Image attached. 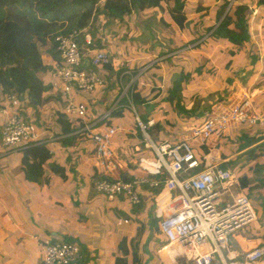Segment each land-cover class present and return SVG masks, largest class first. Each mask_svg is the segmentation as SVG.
Masks as SVG:
<instances>
[{
    "label": "trees",
    "instance_id": "trees-1",
    "mask_svg": "<svg viewBox=\"0 0 264 264\" xmlns=\"http://www.w3.org/2000/svg\"><path fill=\"white\" fill-rule=\"evenodd\" d=\"M190 3L195 2L194 0H0V11L4 12L3 19H0L1 94L15 95L20 98L27 96L30 101L29 105L37 109L41 106L44 92L46 93L45 79L51 70V66L44 64L40 49L44 48L54 60H59L60 54L54 42L56 35L76 31L77 41L81 47L105 50V45L99 37H96V32L93 31L95 29H91L89 23L96 25L100 22L103 25L112 20L124 21L130 18L134 11L152 12L153 14L161 12L169 16V20L161 19L166 26L173 30L177 27L184 31L190 24L196 36L190 41L181 39L177 46H167L165 51H161L156 58L154 57L155 62L132 83L127 95L124 96H122L123 87L131 81V75L127 72H131L135 77L150 61L130 65L122 62L117 68L118 65L113 63L112 54L108 52L110 62L105 65V70L109 73L107 86L111 91H116L113 100L115 103L118 102L111 116L122 117L128 127L138 128L139 132L136 129L135 131L143 148L145 144L141 140L142 132L136 123V115L130 108V102L144 124L150 120L154 121L148 134L156 143L173 136L175 131L183 134L185 127L202 123L219 103L228 104V97L238 89L244 88L248 77L243 70V65L257 64L258 57L253 50L244 53L240 46L253 37L250 22L251 7L254 4L264 6V0H217L211 9L207 6H196V20L188 23L185 11L190 7ZM78 5H85L88 8L80 13L68 14ZM21 8L32 9L38 17L31 19L19 13ZM46 16H49V20L45 18ZM62 18H66V23L60 22ZM148 22V20L145 22L144 30L147 33L150 31L148 26L152 24ZM87 35H90L92 39L89 46L85 39ZM222 45H225L227 50L220 56L219 49ZM202 46L211 53L210 60L216 66V72L211 80L207 78L209 71L205 73L193 59L194 53H200ZM167 55L170 57L166 60H157ZM180 58L183 60L187 58L188 67L184 66L185 69L178 70L179 74L171 77L168 84L162 88L158 72L166 63H171L178 69ZM243 58H245L244 62ZM249 59L252 61L248 62ZM221 87L224 89L220 90ZM102 92L104 93L105 90ZM103 99V97L100 98V103H103ZM56 101L59 107L56 111L58 115L57 136L61 137L59 143L63 147L71 148L76 142V135L73 134L75 128L71 127L68 116L61 111L63 101L60 96ZM253 101L258 108L261 105L264 106V93L256 94ZM158 110L162 111V115L156 113ZM128 116L132 117L134 123L132 119L128 121ZM80 123L83 125L82 121ZM236 142L238 146L234 152H245L248 165L255 173L260 174L262 167L256 161L264 159V137L249 136L242 131L241 136L236 138ZM122 143L127 144L128 142L123 140ZM113 144L117 149L121 145L117 137L114 138ZM130 146L132 144L128 147ZM194 149L198 158L209 152L205 146L195 145ZM81 150L91 153L92 147L82 146ZM24 152L27 177L32 182H38L40 180L38 171L49 161L50 151L46 144H42L26 149ZM28 152L31 153L33 159L31 164H28L30 159ZM229 164L231 163L228 162ZM103 179H105L103 175L97 174L96 183ZM122 180L132 182L134 178L124 175ZM239 184L243 190H247L244 192L245 195L252 199H258L255 193L264 192V180L251 183L247 177H244ZM162 188L161 185L157 187L155 193H160ZM94 190L96 191V184ZM142 203L136 206L137 210L140 211L143 208ZM137 223L139 224L138 231L131 240V251L125 237L118 240L116 264H129L128 257H131L130 264H142L138 246L146 233V224L143 220ZM152 223L151 228L157 229L155 219ZM64 241L75 243L72 240Z\"/></svg>",
    "mask_w": 264,
    "mask_h": 264
},
{
    "label": "built area",
    "instance_id": "built-area-1",
    "mask_svg": "<svg viewBox=\"0 0 264 264\" xmlns=\"http://www.w3.org/2000/svg\"><path fill=\"white\" fill-rule=\"evenodd\" d=\"M77 37L76 31L54 37L60 59L52 62L49 88L62 99V113L68 116L75 128L73 134L76 135V142L80 146L92 147L95 164L105 177L96 184L97 193L108 201L125 196L132 206H138L141 197L137 186L148 184L157 188L161 185L163 190L170 193L164 209L162 207L161 210L159 205L156 210L158 233L164 248L171 250L177 246L191 253L192 264H215L216 260L218 264H258L263 260L264 247L243 253L241 262L228 261L224 257V247L229 253L237 254L231 246V236L258 221L259 215L246 195H234L231 190L234 185L232 171L221 167L219 162L210 158V154L198 158L194 148L195 145L208 148L212 138L234 133L243 127L248 130L264 129V112L256 110L250 97L245 95L243 99H233L225 108L215 110L202 123L189 126L186 136L177 141L156 143L148 134L154 121L144 124L130 102L144 137L145 148L152 149L156 155L154 169L147 170L153 175L164 172L165 177L152 181L140 178L124 182L116 175L117 154L113 146V139L121 129L120 117L111 116L118 102L103 115L89 119L90 106L84 98L107 83L109 73L105 65L110 62L109 55L104 50L81 47ZM91 41L90 37L86 38L87 46ZM86 61L89 62L88 66ZM87 68H93V71L87 72ZM127 74L131 75V81L123 87L122 96L127 95L137 79L131 72ZM25 103L29 104L30 101L1 94L0 90V113L6 119L1 130L2 144L14 151L55 144L61 137L46 136V130L24 114ZM80 121L83 125H80ZM224 162H228L227 159ZM124 222L127 223V220ZM80 259L81 250L76 243L59 240L44 244L43 264H78Z\"/></svg>",
    "mask_w": 264,
    "mask_h": 264
},
{
    "label": "crops",
    "instance_id": "crops-1",
    "mask_svg": "<svg viewBox=\"0 0 264 264\" xmlns=\"http://www.w3.org/2000/svg\"><path fill=\"white\" fill-rule=\"evenodd\" d=\"M80 7L78 6L77 9H81ZM262 8H264V6H257L256 4L251 7L253 15H251V24H254H252L254 35H258L259 32H261L260 23L263 22L264 18L260 17V19L255 22H252V20L261 12L260 9L263 10ZM20 10L23 15L35 19L30 15L32 13L29 9L21 8ZM192 10H194L195 15H197L193 7ZM186 16L188 17V23H192L196 20H191L188 14H186ZM261 16H263V14ZM37 17L38 15H36V18ZM137 25L141 30L143 28V31L145 30L146 23L144 26H140L141 24L137 22ZM188 26L191 25L189 24ZM148 27L150 30L148 32L152 35L153 32H151V29H153V27L151 25ZM253 37L251 40H255ZM153 38L154 37H151V39ZM257 39H259V37H257ZM158 44L159 42L149 46V48H147L149 49L148 51L134 56L138 57V60H140L141 56L150 59L149 57L152 54V50ZM160 46L159 44L158 48H161ZM159 50L163 51V49ZM104 51L106 52V50ZM40 52L42 56H45L43 58L44 64L51 66L50 68L52 69V62L54 59L49 53L45 52V50ZM209 55H211V53H209ZM209 55L205 56L207 62H211ZM182 56L183 55H181V57ZM168 57L170 56L167 55L161 60L160 58L157 60H166ZM130 60L131 59L126 60L128 65H130ZM258 61L259 62L254 65L256 66L255 69L261 68L260 59H258ZM151 65L148 66L150 67ZM187 65V58L186 60L180 58L178 69L172 66L171 63L170 65H164L161 71L158 72L159 81H162L160 86L164 88V86L168 84V80L171 77H175L176 74H179L178 70L188 67ZM141 71L138 73L137 79L142 74ZM51 78L52 74L50 70L45 79V86L47 89L46 93L44 92L43 94L41 106L35 110L34 107L25 103L23 107L26 109L24 114H28V117L41 118L43 122L41 126L46 130V136L49 137L52 135L55 137L58 131L56 126L58 115L56 111L59 107L56 101L58 96L49 88ZM107 84L108 82L97 91L99 92L101 89H103V91L105 90L103 94L106 98L102 96L104 98L103 101H107L109 95L108 91H111ZM106 86L108 87L107 89ZM223 89L224 87H221L220 90ZM97 92L88 94L91 95V102L87 101L88 97H84L86 98L85 101H87L90 106L88 114L89 119H95L103 114H99L95 109V107L99 109L98 106L94 104V95H96ZM115 92L114 90L113 94H115ZM245 92L243 88L233 92L228 97V103L233 99H238L239 95ZM245 94L250 97L256 110L264 112L263 105L259 108L255 106L253 101V98L256 96L255 94ZM100 98L97 99V102ZM26 99L28 100L27 96L24 100ZM98 103H100V101ZM103 103L98 105L102 106ZM61 107L63 108V106ZM221 107L225 108L226 104L219 103L212 112H215V110ZM108 108L109 107L106 105V111ZM93 109H95V111H93ZM31 113L34 114L33 117H31ZM120 119L121 129L116 137L121 145L117 149L113 144L117 154L116 175L118 174L121 179H123L124 175L132 177L134 180L140 178H146L149 181L163 179L165 177L164 172L162 175H153L147 170L154 169L153 164L156 161V155L155 159H152L151 155L146 157L142 153L144 150L154 151L152 149L143 148L141 145L142 142L140 141L141 143H139V137L135 129L128 127L122 117H120ZM5 120V116L0 113V264H43L45 242L50 241L55 243L59 240H72L80 246L81 259L78 264H116L115 255L118 240L125 237L128 241V248L131 251V240L137 234L139 226L137 222L139 220H143L146 224V233L138 246V253L142 264H150V262L151 264H192L190 261L192 256L191 253L188 254L179 247L172 248L171 250L164 248V242L158 233V222L157 229L151 228L153 227V219H156L157 206L160 205V209L162 210V207L164 209V203L170 198V193L167 190L162 189L160 193L156 194L155 189L157 188L151 187L148 184L137 186L141 197V203L143 202V208L140 211L136 209V206H132L125 196H120L113 201H108L104 196L98 194L97 190H94V185L97 182L96 176L100 173L98 166L95 164V158L92 152L81 150L82 145L80 146L78 142H75L74 146L71 148L63 147L59 143V140L55 144H47L51 157L49 161L43 165L42 169L38 171L40 180L38 182H32L27 177L25 152L9 150L2 144L1 130ZM188 127L189 126L185 127L182 136H175V131L173 136L166 140L177 141L178 138L186 136V129H188ZM241 129L242 128L239 130L241 131ZM250 131L251 132H249L248 129L246 131L249 136H257L252 133V130ZM255 133H257V130H255ZM257 134L258 136L264 137L262 133ZM236 138L237 136L235 140ZM155 139H157V137ZM123 140L128 143L123 144ZM143 143L145 144V141H143ZM131 144L132 146L128 147ZM120 149L122 150L121 152ZM209 149L210 147L208 150ZM207 154H210L212 160L214 159V161L219 162L221 167L237 168L235 162L236 158L229 161L231 163L229 165L228 162H224L225 158L228 160L233 157V153L231 152L228 155L224 153L223 158L221 154L218 155L210 152ZM27 155L30 158L28 164H31L33 162L31 153L28 152ZM240 189L244 192L241 187ZM231 190H233L234 195H243V193H239L240 190L237 186L233 185ZM245 191L247 190L245 189ZM125 220H127V223L124 222ZM257 222L258 221L255 223ZM238 232L231 236L230 243L237 252L236 255L232 254V260L241 262L243 261L241 256L243 253L249 252L257 247H264V225H256L255 230L244 231L242 234H239V236L236 235ZM157 244H163L162 255L166 258V262L162 261L160 254L158 256L156 252ZM130 259L131 257H128L129 264ZM215 264H218V260H216ZM258 264H264V259L259 261Z\"/></svg>",
    "mask_w": 264,
    "mask_h": 264
},
{
    "label": "rangeland",
    "instance_id": "rangeland-1",
    "mask_svg": "<svg viewBox=\"0 0 264 264\" xmlns=\"http://www.w3.org/2000/svg\"><path fill=\"white\" fill-rule=\"evenodd\" d=\"M191 1H193V0H191ZM216 1L217 0H194V2H195V3H193L194 5L192 3L189 4L190 7L187 8L186 14H188V16L191 20H194L197 15H195L194 10H192V7L195 9L196 6H203V7L207 6L208 8L211 9L213 7L214 3H216ZM78 6L79 7L81 6L80 7L81 9H77ZM78 6L74 9L70 10L68 14L71 15V14L80 13V12L85 11L88 8V6H85V5H78ZM262 9L263 10L260 9L261 12H259L256 15V18L253 19L252 22H255L256 20L260 19V17L264 18V8H262ZM29 11L32 13L30 15L33 18H36L37 14L32 9H29ZM19 13L23 14L21 12V10H19ZM262 14H263V16H261ZM133 15L130 18H126L124 21L112 20L110 22L104 23L103 25H101L100 22H98L96 25L91 24L92 22L89 23L91 25L89 27H91V29H95L93 31L96 32V37L97 38L99 37L101 39V41L103 42V44L105 45L106 52H109L110 54H112L113 63L116 66L118 65L117 68H119L121 66L122 62H126V60H128V59L132 60V61L130 60V62H129L130 64L131 63L133 64L135 62L150 61V64H147L146 67L142 68L141 73H143L147 69L148 65H151L155 62V60L153 61V59H154V57L156 58V56L159 54V52H161L159 49L165 50L167 48V46H177V44H179V42L181 41V38H183V40L190 41V39L195 38V36H196L194 31H193V28L191 26H187L184 31L180 30V28H177V27L175 28L176 30H173L172 28L166 26V24L164 22H162L161 19L169 20V16L167 14H163L161 12H157V14H153L152 12L138 13V12L134 11ZM252 16H251V18H252ZM3 17H4V12L0 11V19H3ZM45 18L47 20H49V16H46ZM251 18H250V22H251ZM147 20L149 21L148 23H152L151 26L154 29V30L151 29V31L153 32L152 35L147 33L146 31H143V29L141 30L137 25V22H138L139 24H141L140 26H144L145 22H147ZM60 22L66 23V18H62ZM260 26H261V32H259L258 35H261V36L253 34L254 35L253 38H255V40H249L248 42H245L242 46H240L241 50H243L244 53L249 52L251 50L255 51L256 56L261 61V63H260L261 68H259V69H255L256 66H254V65H252V66L247 65V64L243 65V70L245 71V73L247 74V77H248V80H247L243 90L246 91L245 93H247L249 95H252V94L259 95L261 93H264V20L262 23H260ZM60 30H61V28H60ZM150 36L154 37V38L151 39ZM87 37L91 38L90 35H87L86 38ZM257 37H259V39H257ZM160 39H162V40H160ZM157 42H159L162 45V47L158 48L159 47V44H158L152 50V52H151L152 54L150 53L151 54L149 57L150 59L144 58V56H141L142 59L140 58V60H138V57L134 56V55H138L139 53H144V52L148 51L149 49H147V48H149V46H152ZM43 49L44 48H41L40 51L45 50V49L44 50ZM219 50H220L219 54L223 55L224 52H226L227 47L225 45H222V47ZM194 54L195 55H193V59L195 60V62L197 64H199L198 66H201L200 68H202V70L205 73L209 71V74L207 73V78L209 80H211L213 77V74L216 72V66H214L212 64V62L206 61L205 56L209 55L208 49L206 47L202 46L200 49V53H194ZM198 54H200V55H198ZM44 57L45 56L43 55V58ZM132 57L134 58V60ZM162 58L163 57H161L160 60ZM244 59L245 58L242 59L243 62H244ZM251 61H252V59L248 60V62H251ZM166 65H170V63H166ZM86 71L91 72V71H93V68H87ZM250 72H251V75H249ZM151 73H153V72H151ZM243 76H244V74H243ZM125 83H127V82H125ZM102 91H103V89H101L99 92H97L96 95H94V97H95L94 104H96L99 108V109H97L95 107V109L97 110V112L99 114H101V113L104 114L106 112V105L108 107H112L115 103V101L113 100L115 97V94H113L114 93V90H113V91H108V94H109L108 99H107V101H103L105 104L103 103L102 106L98 105L100 103H98L99 101L97 102V99L104 96ZM245 93H242L241 95H239L238 99H240V100L243 99L246 95ZM86 97H88L87 101L91 102V95H87ZM236 97H238V96H236ZM34 109L37 110L36 108H34ZM95 109H93V111H95ZM101 109H103V110H101ZM263 109H264V107H263ZM97 112H96V114H97ZM156 113L159 115H162L161 110H158ZM35 115H36V112H35ZM33 116H34V114L31 113V117H33ZM33 119H34L33 122H35L39 126L42 125L43 122H42L40 117L39 118L33 117ZM130 119H132V117L128 116V121ZM132 122L134 123L133 119H132ZM136 123H137V120H136ZM135 129L137 132H139L138 128L135 127ZM247 129L248 128L243 127L241 130L246 132ZM242 131L237 130L234 133L228 132V133L224 134L223 136H220L219 138L214 137V138H212V140L209 141L208 146L210 147V149H209L210 153H216L218 155L221 154L222 158H223L224 153L226 155H228L230 152L233 153L232 154L233 157L231 159H228L227 161L229 162V161L236 158L235 162L237 164V168H235V169H232L230 167H228V168L233 173L234 186H237V188H239L240 194H242V193L245 194L244 192H246V191L244 190V192H243L240 189V185H239L240 180L244 177H247V179L251 183L258 182V180H264V159H259L256 161V163H258L259 166L262 167V172L260 174H258V173H255L253 171L252 167L248 165L247 154L245 152H234L235 148L238 146L237 142L235 140V137L236 136H237V138L240 137ZM249 132H251V131L249 130ZM252 133L256 134L257 136H258L257 133H262V135H264V129L258 128L257 133H255V130H252ZM175 136H182V133L176 132ZM228 138H230V139H228ZM141 140L144 141L143 136H142ZM121 151L122 150L120 149V152ZM142 154H144V156H146V157H149V155H151V158L155 159L154 152H152L150 150H148V151L144 150V152ZM225 159H227V158H225ZM240 167H241V170H240ZM97 196H99V195H97ZM255 196L258 198L257 200L252 199L249 196H247V197L252 202L253 207L256 209V211L259 215V220L257 223L249 225L246 228H244L242 231L238 232L236 234L237 236H239V234H242L244 231L255 230L256 225H264V192L262 191L259 193H255ZM229 201H231V199H229ZM156 222H158V220H156ZM162 246H163V244H157L156 252H157L158 256L160 254V258L162 259V261L166 262V258L162 255V252H163ZM208 246L211 247L210 243L208 244ZM223 253H224V255L228 261L233 259V255L227 251V248H225V247L223 248ZM150 264H151V262H150Z\"/></svg>",
    "mask_w": 264,
    "mask_h": 264
},
{
    "label": "water",
    "instance_id": "water-1",
    "mask_svg": "<svg viewBox=\"0 0 264 264\" xmlns=\"http://www.w3.org/2000/svg\"><path fill=\"white\" fill-rule=\"evenodd\" d=\"M85 64H86V66H88V65H89V62L86 61ZM20 99H21V101H24V97H21ZM263 259H264V258H263Z\"/></svg>",
    "mask_w": 264,
    "mask_h": 264
},
{
    "label": "clouds",
    "instance_id": "clouds-1",
    "mask_svg": "<svg viewBox=\"0 0 264 264\" xmlns=\"http://www.w3.org/2000/svg\"><path fill=\"white\" fill-rule=\"evenodd\" d=\"M22 97H24V99H25L26 96H22ZM20 100H21V99H20ZM96 184H97V183H96Z\"/></svg>",
    "mask_w": 264,
    "mask_h": 264
},
{
    "label": "bare ground",
    "instance_id": "bare-ground-1",
    "mask_svg": "<svg viewBox=\"0 0 264 264\" xmlns=\"http://www.w3.org/2000/svg\"><path fill=\"white\" fill-rule=\"evenodd\" d=\"M174 248H177V246H175Z\"/></svg>",
    "mask_w": 264,
    "mask_h": 264
}]
</instances>
